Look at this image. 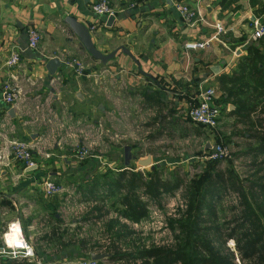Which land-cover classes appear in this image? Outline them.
<instances>
[{"label":"crops","instance_id":"crops-1","mask_svg":"<svg viewBox=\"0 0 264 264\" xmlns=\"http://www.w3.org/2000/svg\"><path fill=\"white\" fill-rule=\"evenodd\" d=\"M95 1L0 0V90L10 75L20 89L13 105L5 104L0 92V151H6L10 142H23L35 161L32 169L12 160L0 165V235L13 225L32 251L31 257L1 255L0 264H76L89 258L87 244L73 233L75 227L81 229L80 218L68 217L81 211L80 177L85 179L83 172L90 174L94 160L102 158L78 162L72 149L75 141L65 139L74 137L75 130L80 137H89L83 129L87 118L100 129L102 119L114 125L119 115L126 122V136L131 137L127 120L153 119L154 126L162 128V123L180 119L176 112H186L200 90L210 87L220 109L217 126L222 138L232 141L234 133L225 129V123L240 130L234 135H242L240 153L250 160L245 152L255 142L249 136H264V89L242 90L252 111L238 124L229 116L233 106L220 100L217 82L220 76L238 73L248 46L264 53L258 41L250 40L251 23L264 25V0H149L131 8V0H107L114 12L110 22L91 12ZM178 4L196 10L205 23L184 25L174 10ZM66 16L87 29L93 26L88 33L101 54L124 47L132 59L119 51L105 65L90 59L63 24ZM214 25L222 33L216 35ZM29 28L40 34L36 51L26 49ZM207 41L202 50L182 48L186 42ZM11 50L18 51L20 61L8 69L4 63ZM50 59L58 61L51 76L45 70ZM68 59L78 60L86 76H74L66 69ZM36 106L50 108L62 120L41 123ZM115 133H111L114 138ZM44 180L59 193L46 198Z\"/></svg>","mask_w":264,"mask_h":264},{"label":"rangeland","instance_id":"rangeland-1","mask_svg":"<svg viewBox=\"0 0 264 264\" xmlns=\"http://www.w3.org/2000/svg\"><path fill=\"white\" fill-rule=\"evenodd\" d=\"M176 113L179 114L177 117L179 116L180 119H174L171 124L169 122V125L162 123V128L155 127L153 119L146 121L141 117L132 119V121L127 120L131 125L130 128H127L132 133L131 137L126 136V122H122L119 115L116 117L118 121H113L114 125L102 119L101 122H98L100 129H97L96 124L92 123V119L87 118L84 122L87 127L83 129L86 133L88 132V135L90 134L89 137L84 136L83 139L75 130L74 137L65 138L66 142L75 141V144L73 142L72 145L74 156L76 150L87 152L88 157L78 162L84 163L98 156L102 158L94 160L90 174L87 173L88 171L83 172L87 174V177L85 179L80 177L78 182L81 186L84 184L89 186L93 181L100 182L107 178H113L122 166L123 147H129L128 166L136 169L135 171L149 172L150 167L147 164H142L145 158H149L152 168L161 170L163 179L175 174L183 181L178 191L170 195L163 194L156 201L140 196L141 201L146 203L147 215L137 222L118 216L117 208L110 205L112 199L105 194H98L95 200L92 197L87 201L82 198L80 213L71 212L68 218H80L81 229L73 227V233L80 235L77 239L83 240L87 244V249H92L97 253H108L106 251H114V249L129 251L136 244L144 247L153 245L174 248L176 242L174 236L180 235L178 223L185 216L187 207L184 189L193 181L200 184L202 178L211 173L212 163L202 159L203 155H206L210 150L211 145L221 143L231 151V157L221 160L217 163L216 168L220 172L230 173L239 188L246 194L247 199H250L249 183L259 182L260 178H263L261 181L264 182V156L258 157L256 160H249L240 153L243 138L242 135H234L240 130L233 131L230 125L225 123V129L234 132L231 135L232 141H227L219 135L218 126L215 130L208 131L190 123L185 117V112L178 111ZM96 130H98V135L94 132ZM111 133H115L116 138L112 137ZM112 140L113 142H111ZM206 146H210L209 149H206ZM103 174L107 175L104 177ZM99 196H105L102 202L97 199ZM239 202L238 194L228 189L220 195L218 202H215V218L212 221L208 220L204 214L203 218L206 221L203 225L205 227L216 226L218 231L210 230L208 232L211 236H217L218 239L224 240L225 249H221V251L232 253L235 264H245L238 258L233 239L225 236L228 230L237 224ZM261 223L264 228V218H261ZM100 261L102 264H121L120 261H107L106 258Z\"/></svg>","mask_w":264,"mask_h":264},{"label":"trees","instance_id":"trees-1","mask_svg":"<svg viewBox=\"0 0 264 264\" xmlns=\"http://www.w3.org/2000/svg\"><path fill=\"white\" fill-rule=\"evenodd\" d=\"M257 41L259 46L264 47V39ZM246 51L247 55L241 61L238 73L234 76H220L217 81L221 92L220 100L229 101L233 106L229 116L238 124H243L252 111L248 106L249 97L242 90L252 86L264 89V53L251 45ZM249 137L253 138L255 146L247 149L245 154L253 160L264 156V136L255 134ZM219 162H209L212 163L211 173L203 177L200 184L193 181L185 187L187 207L185 216L178 223L180 235L174 236V248L153 245L144 247L136 244L129 251H106L109 253L106 260L120 261L121 264H235L232 253L221 251L225 249L224 240L211 236L208 232L218 231L217 227L203 225L206 221L203 215L212 221L215 218V202H218L222 193L231 189L239 196L240 210L237 224L230 228L225 236L233 239L238 258L245 264H264V228L261 223V218H264V182L261 181L263 178L258 179L259 182L249 183L250 199H247L230 173L217 170ZM135 170L130 166L125 168L122 161V166L113 178L93 181L89 186L80 185V191L84 192L83 200L87 201L90 197L95 200L98 194H105L112 199L110 205L117 208L118 216L137 222L147 215L146 203L141 201L140 196L156 201L163 194L170 195L178 191L183 184L181 178L175 174L163 179L158 168H153L147 173ZM105 196H99L97 199L102 202ZM90 251L92 249H88V253Z\"/></svg>","mask_w":264,"mask_h":264},{"label":"built area","instance_id":"built-area-1","mask_svg":"<svg viewBox=\"0 0 264 264\" xmlns=\"http://www.w3.org/2000/svg\"><path fill=\"white\" fill-rule=\"evenodd\" d=\"M149 0H131L129 7H134L136 5L145 4ZM91 12L96 16H101L104 18L114 16V12L107 0H96L91 5ZM174 10L181 22L187 26H193L196 23H205L201 16L196 10H193L185 5L178 4L174 7ZM252 33L250 35L251 41H256L259 39H264V25L258 24L257 21H253ZM216 35L222 33V29L214 25L212 26ZM89 32L93 30V26L87 29ZM26 49L30 51H36L39 41L40 34L34 28H29L26 30ZM212 37L211 39H213ZM210 39V40H211ZM208 40V41H210ZM207 42H186L182 45L184 51H196L202 50L207 47ZM19 53L18 51L11 50L7 59L5 60V67L8 69L14 68L19 63ZM64 66L68 69L74 76L82 77L86 76L84 66L76 59H68L64 62ZM16 78L14 75L9 76V80L4 82L1 86V97L5 104L13 105L17 102L20 96V89L14 84ZM215 91L213 88H205L200 90L196 99L191 103L185 112L186 119L194 124L195 126L202 127L208 131L215 130L220 114V109L216 106L215 102ZM35 116L41 121V123H52L53 120L60 122L62 120L61 116H57L50 108H40L35 107ZM60 120V121H59ZM62 127V125H60ZM75 157L78 161L86 159L87 152L85 150H76ZM231 157V151L221 143L211 145L210 150L206 155H203V160L209 161H221L227 160ZM9 160H12L20 164L25 169H32L35 167V161L32 157L30 149L23 142H10L6 151H0V165L7 164ZM43 194L46 198H51L52 196L59 193V189L48 180L41 182ZM11 232H15V236L10 235ZM97 253L92 250L89 253ZM6 255L10 257H31L32 251L29 245L20 236V231L17 227L13 228V225L6 226L5 230L0 235V256ZM76 264H102L96 260H91L90 258L86 260H79Z\"/></svg>","mask_w":264,"mask_h":264},{"label":"water","instance_id":"water-1","mask_svg":"<svg viewBox=\"0 0 264 264\" xmlns=\"http://www.w3.org/2000/svg\"><path fill=\"white\" fill-rule=\"evenodd\" d=\"M112 21V17H108V22ZM63 24L70 30V32L73 34V36L76 38L78 44L81 46V48L84 50V52L88 55V57L94 61L99 62L101 65H105L107 62L113 59L115 53L117 51L121 52L128 58L132 59L131 54L128 52V50L124 47H119L117 50H113L112 52H109L107 54H101L98 52L91 39L90 35L88 33L87 28L77 22L72 17H64ZM58 66V61L56 59H50L47 61L45 65V70L49 76L53 75L55 68ZM140 71V70H139ZM129 147H123L122 153H123V166L125 168L128 167V163L130 160V156L128 153ZM143 165L147 164L150 169H153L150 165V159L145 158V160L142 162ZM109 256L108 253H93L91 252L89 254V258L91 260L100 261L102 259H105Z\"/></svg>","mask_w":264,"mask_h":264},{"label":"bare ground","instance_id":"bare-ground-1","mask_svg":"<svg viewBox=\"0 0 264 264\" xmlns=\"http://www.w3.org/2000/svg\"><path fill=\"white\" fill-rule=\"evenodd\" d=\"M14 228V226H13ZM7 236H15V232H11L10 235H7Z\"/></svg>","mask_w":264,"mask_h":264}]
</instances>
